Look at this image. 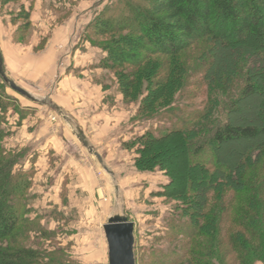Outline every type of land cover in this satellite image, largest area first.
<instances>
[{"label":"trees","instance_id":"trees-1","mask_svg":"<svg viewBox=\"0 0 264 264\" xmlns=\"http://www.w3.org/2000/svg\"><path fill=\"white\" fill-rule=\"evenodd\" d=\"M90 26L113 35L87 38L103 53L95 66L116 73L126 99L142 97L141 119L168 110L169 126L124 145L138 170L163 172L159 194L178 202L166 216V241L177 243L157 248L155 264H213L220 244L227 264H264V101L252 106L264 96V0H116ZM197 75L201 100L173 107ZM9 104L0 93V140ZM24 150L0 159V264H60L28 244L34 168L23 170Z\"/></svg>","mask_w":264,"mask_h":264},{"label":"rangeland","instance_id":"rangeland-1","mask_svg":"<svg viewBox=\"0 0 264 264\" xmlns=\"http://www.w3.org/2000/svg\"><path fill=\"white\" fill-rule=\"evenodd\" d=\"M114 3L116 0H0V47L12 69L10 73L22 79L28 86L34 85L33 89L29 87L33 94L27 89L33 97L51 104L46 96H36H42V91H36L38 89L35 86H42L43 90L48 87L49 82L56 77V60L49 73L43 75L26 70L27 64L36 63V56L43 54L47 48L57 50L54 51L56 57L62 53L64 55L66 39L71 47L77 41V47H81L80 49L86 44L90 49L98 50L99 48L92 46L87 38L104 42L109 41L113 35L99 34L90 23L98 13ZM23 12L27 14L26 20L19 17ZM84 30L86 34L80 38ZM76 31H80L78 39L75 37ZM190 54L187 51L186 56ZM99 58H95L90 64L91 67L83 70L72 68L73 56L63 58L56 66L59 70L67 72L70 79L67 86L71 92L68 98L71 103H65L66 114L70 117L67 122L69 130L65 132L62 145L72 156L71 169L77 174L75 177L72 176L73 173L68 174L71 179L65 177L66 180H63V196L61 193L60 196L53 194V191L59 188L60 176L54 179L57 181L54 188H50L53 182L51 177L48 187L50 196L42 197L36 189L31 188L29 210L25 217L34 220L31 225L36 231L31 234L32 241L28 244L48 252L47 259L53 258L60 264H107V244L102 226L110 216L119 214L134 223L136 264H155V257L159 254L157 248L165 250L177 243L166 241V216L178 202L159 194L167 183L163 172L138 170L134 164V149L124 145L147 129L156 132L169 126L171 122L168 119L162 120L168 110L162 111L161 119H158L157 114L149 119H141L138 108L142 97L139 96L136 100L126 99L121 93L116 73L95 66ZM199 78V75L193 78V84L190 82L186 88L194 96L191 93V98H185L176 94L173 107L182 108L186 106V101L192 105L201 100L195 95V91L199 90L195 85ZM56 92L59 95H67L68 91L57 87ZM0 93L10 101L2 124L7 135L0 140V159H6L11 154L25 149L23 152L27 158L24 160L23 170L31 169L32 165L35 176L37 151H31L23 145L24 138L31 132V126L23 127L25 135L23 128L18 131L16 129L23 118L34 112L40 115L43 108L14 92L3 83L1 77ZM9 93H13L19 100L12 98ZM81 101H88V106H79ZM263 101L264 96H258L252 106L255 108ZM250 106L251 103L243 108L244 122L249 121L255 114ZM169 111L176 110L174 108ZM51 117L48 118V129L60 131L61 116L55 113ZM78 127L93 139L96 149L105 159L103 163L113 171V178L99 166L94 156L75 137L73 131L79 130ZM124 136L126 138L123 140ZM230 149L232 150V145L225 147L222 152ZM49 154L51 155V152ZM55 161L57 162V159L54 163L52 159L47 164L43 163L44 169L51 173L57 166ZM57 167L62 169L61 166ZM53 200L57 202L54 203ZM220 248L221 252L213 258V264H227L229 252L224 253L225 247L221 244ZM180 264L189 263L184 261Z\"/></svg>","mask_w":264,"mask_h":264},{"label":"crops","instance_id":"crops-1","mask_svg":"<svg viewBox=\"0 0 264 264\" xmlns=\"http://www.w3.org/2000/svg\"><path fill=\"white\" fill-rule=\"evenodd\" d=\"M79 33L80 31H76L75 37H79ZM76 43H74L73 47L69 46L70 43H68L67 39L65 41V49L66 51L61 55H59L58 57H56V51L55 50H49L48 48L45 49V52L42 54L40 53V55L36 56V63H33L31 65L27 64L28 66V70L29 72H35L34 74H47L50 71V68L52 66V64L54 63V68L56 70H54V74L56 77H54L48 84V87L46 89L43 90L42 86L36 85L35 88L38 89L36 91L41 92L42 91V96L41 95H36V96H40V97H44L46 96L50 102V103H41V102H37V101H33L30 100L32 103L39 105V107H42V113L40 112V115L38 112H34L29 114L27 117L23 118L21 121L20 126L16 129V131L21 130L24 126L29 125L31 126V132L29 135H26L27 137L24 138L23 141V145L27 146L32 150L37 151L36 152V163H35V176L33 177V185H32V190L36 189V191L39 192V194L43 197V196H50V189L49 187V183L51 182V177L53 178V182L52 185L50 186V188H54L55 183H57L56 179L57 177L60 176V181H59V185H58V189L53 191V194L55 193V195H59L61 193V189H62V182L63 180H66L65 177H67L68 179L70 178L68 176V174H72V176H76L75 174H77L75 171H72L71 169V164H72V156L70 155V153L67 151V149H65V147L62 145V140L63 137L65 138L66 135V130H69V125L67 123V121H65L62 117L61 119V129L60 131H52L50 129H48V125H49V116H52L53 114H57V110L61 111L62 114L64 115V117H66L68 119V121H70V117L66 114V104L65 103H71V99L69 100L68 98L71 96V92H70V88L69 86H67V82L70 80L68 79V73L67 72H63L62 70H59L57 66L58 62L62 61L63 58L66 57H71L73 56V63H72V68L74 69H78V70H83L86 68L91 67V63L94 61L95 58H99L101 56V51L98 49H90L89 45L84 46L83 49H80L79 47H77V41H75ZM57 46V45H56ZM59 46V45H58ZM59 49V48H58ZM81 50L87 51V52H81ZM55 51V52H54ZM0 53L2 56V60H3V68L4 71L6 73V75L13 80L17 85H19L20 87H22L25 90H29L30 89V93L31 88L33 89V86H28L27 83H24L23 80L19 77H15L14 75H12L11 73V68L8 64V60H7V56L4 54V52L2 51V48L0 47ZM103 55V53H102ZM27 68V67H26ZM72 71H74L72 69ZM11 72V73H10ZM67 73V74H66ZM36 74V75H37ZM39 76V75H38ZM32 81V80H30ZM65 89V91L67 90V95L63 94V95H59L56 92V89ZM33 94V92H32ZM74 94V93H73ZM9 95L12 96V98H16L18 99V97H16L13 93H9ZM75 95V94H74ZM35 97V96H34ZM73 97V95H72ZM62 98V99H60ZM19 100V99H18ZM40 100V99H38ZM65 100V101H64ZM42 101V100H40ZM69 101V102H66ZM88 101H81L78 103L79 106L84 107V106H88ZM23 105V104H22ZM26 104H24L25 106ZM45 106V107H44ZM55 116V115H54ZM24 129V128H23ZM22 129V130H23ZM78 129L83 133L85 139L87 140L88 144L93 147V149L101 156V153L96 149L95 146V142H93V139L89 138V136L87 135V133L85 132V130H82L78 127ZM24 135H25V129H24ZM126 137H123V140ZM49 152H51V155L49 154ZM102 160L105 161V159L103 158V156H101ZM53 161L57 159V162L55 161V163L57 164V166H61L62 169H59V167L55 166L54 169L52 170L51 173L47 172L46 169H44L45 165L47 164V162L49 161ZM44 163V164H43ZM52 163V162H51ZM74 166V165H73ZM57 168V169H56ZM59 169V170H58ZM111 171V170H110ZM113 173V171H112ZM77 178V177H76ZM71 179V178H70ZM68 189V188H67ZM69 192V190H68ZM97 192H99L97 190ZM49 200V199H48ZM47 200V201H48ZM55 201L54 203L57 202V200H53ZM49 202V201H48Z\"/></svg>","mask_w":264,"mask_h":264},{"label":"water","instance_id":"water-1","mask_svg":"<svg viewBox=\"0 0 264 264\" xmlns=\"http://www.w3.org/2000/svg\"><path fill=\"white\" fill-rule=\"evenodd\" d=\"M0 77L2 81L7 84L10 89L19 95L26 97L33 101H40L33 97L27 90L17 85L11 80L5 73L3 68V60L0 53ZM57 113L68 122V119L64 117L61 111L57 110ZM78 141L88 150V152L94 156L95 160L106 171L108 175L113 178V173L103 163L101 156L91 147L85 139L83 133L80 130L73 131ZM103 233L107 244V264H136L134 255V223L129 221L125 216L114 214L110 216L103 224Z\"/></svg>","mask_w":264,"mask_h":264},{"label":"built area","instance_id":"built-area-1","mask_svg":"<svg viewBox=\"0 0 264 264\" xmlns=\"http://www.w3.org/2000/svg\"><path fill=\"white\" fill-rule=\"evenodd\" d=\"M50 118H52L51 116H49Z\"/></svg>","mask_w":264,"mask_h":264}]
</instances>
